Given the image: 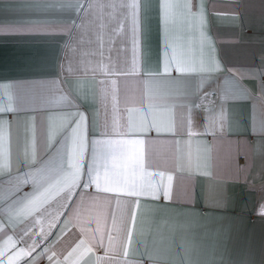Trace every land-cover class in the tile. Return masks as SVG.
<instances>
[{
    "label": "crops",
    "instance_id": "0c3cea01",
    "mask_svg": "<svg viewBox=\"0 0 264 264\" xmlns=\"http://www.w3.org/2000/svg\"><path fill=\"white\" fill-rule=\"evenodd\" d=\"M0 264H264V0H0Z\"/></svg>",
    "mask_w": 264,
    "mask_h": 264
}]
</instances>
